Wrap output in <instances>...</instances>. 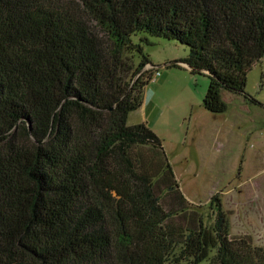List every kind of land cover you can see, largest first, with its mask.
I'll list each match as a JSON object with an SVG mask.
<instances>
[{"label":"trees","instance_id":"trees-1","mask_svg":"<svg viewBox=\"0 0 264 264\" xmlns=\"http://www.w3.org/2000/svg\"><path fill=\"white\" fill-rule=\"evenodd\" d=\"M137 33L186 46L171 66L206 76L219 114L264 54V0H0V264L199 263L202 219L175 241L128 154L162 149L127 124L157 73ZM209 206L207 264H264V245L229 238L216 194Z\"/></svg>","mask_w":264,"mask_h":264},{"label":"rangeland","instance_id":"rangeland-1","mask_svg":"<svg viewBox=\"0 0 264 264\" xmlns=\"http://www.w3.org/2000/svg\"><path fill=\"white\" fill-rule=\"evenodd\" d=\"M132 41L158 74L143 88L142 103L128 114L127 124L145 123L162 149L135 144L128 154L139 161L170 215L166 231L180 242L184 231L197 229L202 219L198 264H207L216 249L209 206L216 194L229 238L264 245V54L247 73L244 92L222 90L226 109L211 114L202 105L208 78L170 65L186 57V46L145 33ZM139 58L134 53L135 62Z\"/></svg>","mask_w":264,"mask_h":264},{"label":"water","instance_id":"water-1","mask_svg":"<svg viewBox=\"0 0 264 264\" xmlns=\"http://www.w3.org/2000/svg\"><path fill=\"white\" fill-rule=\"evenodd\" d=\"M175 64V62H170V65ZM186 66V65H185Z\"/></svg>","mask_w":264,"mask_h":264},{"label":"built area","instance_id":"built-area-1","mask_svg":"<svg viewBox=\"0 0 264 264\" xmlns=\"http://www.w3.org/2000/svg\"><path fill=\"white\" fill-rule=\"evenodd\" d=\"M156 74H158V73H156Z\"/></svg>","mask_w":264,"mask_h":264}]
</instances>
